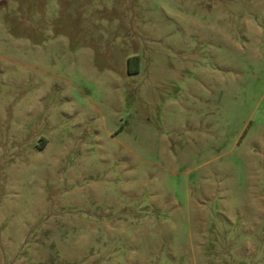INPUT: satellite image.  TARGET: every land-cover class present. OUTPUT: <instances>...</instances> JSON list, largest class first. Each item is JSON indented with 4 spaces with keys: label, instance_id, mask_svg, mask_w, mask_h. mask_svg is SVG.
<instances>
[{
    "label": "rangeland",
    "instance_id": "374dc122",
    "mask_svg": "<svg viewBox=\"0 0 264 264\" xmlns=\"http://www.w3.org/2000/svg\"><path fill=\"white\" fill-rule=\"evenodd\" d=\"M0 264H264V0H0Z\"/></svg>",
    "mask_w": 264,
    "mask_h": 264
}]
</instances>
